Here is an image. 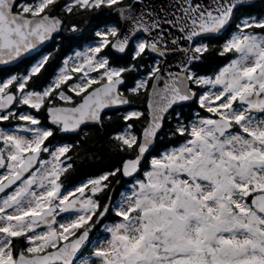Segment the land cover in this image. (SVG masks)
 <instances>
[{
	"label": "snow or ice",
	"instance_id": "obj_1",
	"mask_svg": "<svg viewBox=\"0 0 264 264\" xmlns=\"http://www.w3.org/2000/svg\"><path fill=\"white\" fill-rule=\"evenodd\" d=\"M58 2L0 0V264H264V14L242 11L252 0H67L66 14L108 8L122 26L98 18L94 42L53 66ZM108 48L131 49L133 62L112 64ZM212 51L228 63L194 71ZM176 52L172 71L162 61ZM130 97L144 110L124 112L111 137L126 158L66 186L73 145L50 138L102 128ZM193 101L207 115L183 117ZM173 120L167 135L180 142L149 155ZM118 175L130 182L116 193Z\"/></svg>",
	"mask_w": 264,
	"mask_h": 264
},
{
	"label": "trees",
	"instance_id": "obj_2",
	"mask_svg": "<svg viewBox=\"0 0 264 264\" xmlns=\"http://www.w3.org/2000/svg\"><path fill=\"white\" fill-rule=\"evenodd\" d=\"M67 0H59L55 5L52 14L60 15L64 20V25L60 33L56 34L53 40L49 43L47 50L51 51L53 54V66L61 63L65 58L69 57L75 51L84 50L88 45L94 42V33L96 31L97 24L99 23L98 18H103L108 23L118 24L121 26V22L113 18L108 14L112 9L102 8L99 11L93 9L92 11H77L74 9L72 14H66L61 11L63 5ZM254 4V7L246 10L244 12H250L254 15L264 14V0H258ZM242 14V12H237L233 18V24L228 29L231 32L234 29L237 18ZM75 24L77 26V31L72 32L71 26ZM227 35V33H225ZM210 44L219 46L222 43L221 39H211L208 41ZM110 58V62L118 66H126L133 61L131 60V49L124 54H118L111 48L105 49L102 53ZM154 59L153 55H147L143 60L139 61V64H150ZM230 57H221L217 55L216 51H212L206 54L202 61L193 66V70L197 71L200 75H213L219 69H221L228 61ZM23 71V66L20 67ZM147 69L144 68L140 72L130 73L127 76L129 85L132 82L133 77H140L146 73ZM79 75V74H77ZM132 104L127 107L120 109H114L107 112V115L111 116V120L105 119L104 125L101 128L95 124H88L83 127V130L78 133H67L62 134L57 132L53 138H50V143L55 144L57 142H66V144L73 145L72 151L69 153L73 157L71 163L73 164V169L66 177L62 178L65 185L76 184L82 180L89 177H94L102 174L103 172L111 171L115 167H119L121 161L126 158V153H121L115 147V142L111 139L117 132L124 129V122L121 119V115L133 109L144 110L143 101L138 97H130ZM24 109V108H23ZM21 109V110H23ZM180 111L185 118L192 117L195 112H200L203 115V110L199 109L195 101L189 102L177 109ZM35 112V111H34ZM42 117L45 120L44 113L41 112ZM45 123L47 121L45 120ZM172 123L166 125L163 132L160 133L157 139L156 146L149 155H155L159 151L163 150L165 146H172L180 142L181 138L177 137L174 139H169L167 132L172 128ZM134 131L139 134L142 127L143 121L134 122ZM0 126H9L7 122L0 124ZM119 181V183H117ZM129 179L123 176H116L111 180V187L114 192L119 193L125 189L129 184ZM109 193H101L96 198L99 199L101 205L108 202ZM117 218L109 213L105 218V222H114ZM92 239H94L98 233L93 231ZM20 246H23L21 241Z\"/></svg>",
	"mask_w": 264,
	"mask_h": 264
},
{
	"label": "water",
	"instance_id": "obj_3",
	"mask_svg": "<svg viewBox=\"0 0 264 264\" xmlns=\"http://www.w3.org/2000/svg\"><path fill=\"white\" fill-rule=\"evenodd\" d=\"M256 1H258V0H252V2L253 3H255ZM152 2H153V4H154V6H156V7H160L161 5H162V3L163 2H165V0H152ZM108 14L110 15V16H112L113 18H115V19H117V17H116V13L113 11V10H110L109 12H108ZM53 15H57V14H53ZM57 16H59L60 18H61V16L60 15H57ZM62 19V18H61ZM118 20V19H117ZM121 26H122V22H121ZM62 30V29H61ZM61 32V31H60ZM59 32V33H60ZM53 40V39H52ZM51 40V41H52ZM50 41V42H51ZM50 42H48V44L50 43ZM47 44V45H48ZM181 60H182V54L181 53H179V52H176V53H172V54H169L163 61H162V63L166 66V67H168L170 70H172V71H175V70H177V67L179 66V64H180V62H181ZM128 105H126V106H122V107H119V108H116V109H120V108H123V107H127ZM112 110H114V109H112ZM111 111V110H110ZM157 142V141H156ZM126 179H128V178H126ZM90 236H91V234H90Z\"/></svg>",
	"mask_w": 264,
	"mask_h": 264
},
{
	"label": "flooded vegetation",
	"instance_id": "obj_4",
	"mask_svg": "<svg viewBox=\"0 0 264 264\" xmlns=\"http://www.w3.org/2000/svg\"><path fill=\"white\" fill-rule=\"evenodd\" d=\"M48 46H49V44L47 45V47ZM23 111H32L34 115H39V117L41 118V120L45 122L44 118L42 117V114L35 113L34 110H31V109L27 108V106L24 107ZM2 127H8V126H2ZM63 143L66 144V142H63ZM91 237H92V234H91Z\"/></svg>",
	"mask_w": 264,
	"mask_h": 264
},
{
	"label": "rangeland",
	"instance_id": "obj_5",
	"mask_svg": "<svg viewBox=\"0 0 264 264\" xmlns=\"http://www.w3.org/2000/svg\"><path fill=\"white\" fill-rule=\"evenodd\" d=\"M115 24H116V23H115ZM116 25L119 26L118 24H116ZM90 45H91V44H90ZM90 45H88V46H90ZM84 50H85V49H84ZM84 50H79V51H84ZM75 52H77V51H75ZM75 52H74L73 54H71L70 56H74ZM70 56H69V57H70ZM227 63H228V62H227ZM227 63H226V64H227ZM226 64H225V65H226ZM225 65H224V66H225ZM224 66H223V67H224ZM219 70H220V69H219ZM219 70H218V71H219ZM218 71H217V72H218ZM217 72H216V73H217ZM206 76H209V75H206ZM203 113H204V112H203ZM203 115H207V113H204ZM0 127H2V126H0ZM4 128H7V127H4Z\"/></svg>",
	"mask_w": 264,
	"mask_h": 264
}]
</instances>
